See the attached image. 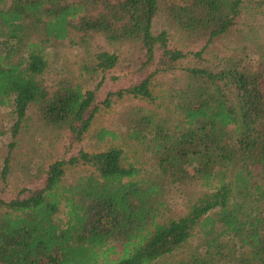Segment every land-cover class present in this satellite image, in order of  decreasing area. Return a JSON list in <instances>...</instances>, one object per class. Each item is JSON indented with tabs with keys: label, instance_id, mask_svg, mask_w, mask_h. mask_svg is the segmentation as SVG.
I'll use <instances>...</instances> for the list:
<instances>
[{
	"label": "trees",
	"instance_id": "obj_1",
	"mask_svg": "<svg viewBox=\"0 0 264 264\" xmlns=\"http://www.w3.org/2000/svg\"><path fill=\"white\" fill-rule=\"evenodd\" d=\"M254 9L264 17V0H180L170 7L183 35L206 45L233 36L234 55L216 72L179 69L187 79L178 95L182 125L131 115L128 138L146 144L156 177L135 180L138 169L116 148L79 150L52 163L43 188L0 199V264H157L194 233L205 251L172 264H264V49L244 28ZM157 10L158 0H0V107L14 109L13 136L30 107L46 128L67 130L79 143L100 108L126 97L152 101L151 80L187 57L169 48L165 32H152ZM72 31L81 44L95 37L109 45L136 43L144 66L156 53L159 62L138 84L100 102L102 80L94 90L63 81L49 94L40 81L41 48L65 42ZM243 52L258 62L245 65L237 56ZM117 65L115 54L100 51L89 71L104 74ZM106 137L114 135L102 131ZM76 166L92 172L62 186L66 168ZM167 186H197L200 193L184 215L160 223ZM61 205L64 220L57 223Z\"/></svg>",
	"mask_w": 264,
	"mask_h": 264
},
{
	"label": "rangeland",
	"instance_id": "obj_2",
	"mask_svg": "<svg viewBox=\"0 0 264 264\" xmlns=\"http://www.w3.org/2000/svg\"><path fill=\"white\" fill-rule=\"evenodd\" d=\"M179 1L158 0L152 32L154 34L165 32L169 48L187 54V57L175 64L176 70L159 73L151 80L149 90L152 93V101L126 97L116 100L109 108H100L79 143L67 130L53 131L46 128L33 107L28 109L26 119L18 133L13 136L12 128L16 121L14 109L12 106L0 107V199L9 200L20 195L25 189L43 188L46 169L56 161H66L75 157L79 150L97 153L110 148L119 149L123 153V162L132 164L138 169L139 175L135 180L145 181L150 177H156L158 171L146 144L128 138L129 131L126 127L131 115L135 117L134 112H137L136 114L150 116L154 121L165 124L168 128L182 125L184 120L178 109L180 103L178 95L187 85V79L179 69L197 68L216 72L221 69L228 57L234 55L233 36L206 45L205 40L198 42L195 38L183 35L177 29L170 14V7L179 4ZM244 28L256 40V45L264 49V17L256 9L245 16ZM41 49L46 68L40 76V81L49 94L53 93L57 85L63 81L79 83L85 89L94 90L102 80L96 92L99 102L103 101L110 92L138 84L156 67L160 57L159 53H156L152 65L146 67L144 52L140 45L136 43L109 45L101 37H95L86 44H81L74 31L65 42ZM100 51L115 54L118 65L104 74L94 75L89 71V63ZM198 53L200 56L196 57L195 54ZM237 56L245 62V65L253 66L258 62L255 56L248 57L245 52L243 55L238 53ZM260 88L264 91V79L260 83ZM102 131L113 133L114 137L101 140ZM10 144H12L11 149H9ZM6 161L7 169L4 173ZM91 172L92 170L87 166L68 167L61 185L72 186L79 177ZM199 193L197 186L184 189L167 186L157 221L163 223L169 218L184 215L189 210L193 198ZM64 213V207L61 205L55 215L57 223L64 220ZM226 241L227 238L223 243ZM235 243H229L228 247L231 248ZM204 251L201 235L194 233L184 247L159 259L156 263L172 264L193 252Z\"/></svg>",
	"mask_w": 264,
	"mask_h": 264
}]
</instances>
